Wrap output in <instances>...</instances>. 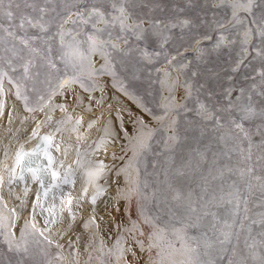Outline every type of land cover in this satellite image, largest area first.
<instances>
[{
	"label": "rangeland",
	"instance_id": "1",
	"mask_svg": "<svg viewBox=\"0 0 264 264\" xmlns=\"http://www.w3.org/2000/svg\"><path fill=\"white\" fill-rule=\"evenodd\" d=\"M92 59L155 121L114 249L134 226L158 264H264V0H0V88L27 114L67 81L94 91ZM3 203L0 264H110L95 237L63 259L30 221L14 234Z\"/></svg>",
	"mask_w": 264,
	"mask_h": 264
},
{
	"label": "bare ground",
	"instance_id": "2",
	"mask_svg": "<svg viewBox=\"0 0 264 264\" xmlns=\"http://www.w3.org/2000/svg\"><path fill=\"white\" fill-rule=\"evenodd\" d=\"M96 65L92 59L85 69L96 83L94 91L80 81H67L59 98L43 105L44 113L27 114L13 97L12 86L0 88V196L6 202L1 214L7 220V214L15 213L17 225L10 229L14 234L22 222L30 221L47 242L60 247L63 259L70 243L83 255L93 244L87 239L95 237L110 264H158L143 235L129 231L134 226L125 231L122 227L126 238L114 249L123 224L119 217L129 208L134 157L140 140L151 131L144 123L155 121L116 79L96 75ZM45 150L53 160L50 167ZM37 167L43 170L39 179L32 171ZM176 253L182 257L180 250ZM86 257H75V264L95 263L94 256Z\"/></svg>",
	"mask_w": 264,
	"mask_h": 264
},
{
	"label": "snow or ice",
	"instance_id": "3",
	"mask_svg": "<svg viewBox=\"0 0 264 264\" xmlns=\"http://www.w3.org/2000/svg\"><path fill=\"white\" fill-rule=\"evenodd\" d=\"M37 147L39 148V145ZM45 156H48V164H49V167H50L51 164L53 163V160L49 156V154H48V152L46 150H45ZM32 171H33L34 178H37V179H39L40 176L43 174V170L41 168H39V167L32 169ZM42 183H43V181H42Z\"/></svg>",
	"mask_w": 264,
	"mask_h": 264
}]
</instances>
